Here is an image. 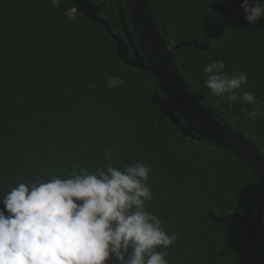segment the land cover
Masks as SVG:
<instances>
[{
    "label": "trees",
    "instance_id": "trees-1",
    "mask_svg": "<svg viewBox=\"0 0 264 264\" xmlns=\"http://www.w3.org/2000/svg\"><path fill=\"white\" fill-rule=\"evenodd\" d=\"M86 1L104 3L98 18L123 37L114 0ZM148 1L167 46L203 45L224 25L208 52L182 48L172 59L198 104L264 155V117L252 121L243 111L251 106L217 103L203 75L209 60L223 59L229 74L248 73L244 90L264 102V19L247 23L243 0ZM73 11L66 0H0V197L20 182L67 176L77 164L94 171L145 163L153 170L146 207L179 237L162 249L168 264H232L249 225L228 252L238 224H217L209 213L243 215L252 193V220L257 179L224 149L182 138L150 98L162 95L152 76L124 65L102 26Z\"/></svg>",
    "mask_w": 264,
    "mask_h": 264
},
{
    "label": "clouds",
    "instance_id": "clouds-1",
    "mask_svg": "<svg viewBox=\"0 0 264 264\" xmlns=\"http://www.w3.org/2000/svg\"><path fill=\"white\" fill-rule=\"evenodd\" d=\"M241 8L251 25L264 19V0ZM203 75L217 103L251 106L243 111L252 121L264 117V102L244 90L248 73L229 74L223 59H212ZM152 171L141 162L94 171L77 164L67 176L18 183L0 197V264H168L162 249L179 237L146 207Z\"/></svg>",
    "mask_w": 264,
    "mask_h": 264
},
{
    "label": "water",
    "instance_id": "water-1",
    "mask_svg": "<svg viewBox=\"0 0 264 264\" xmlns=\"http://www.w3.org/2000/svg\"><path fill=\"white\" fill-rule=\"evenodd\" d=\"M72 3L74 13L91 23H97L115 43L117 58L127 67L140 73H149L158 90L150 98L158 106L162 117L167 118L184 139L192 142L200 140L216 145L232 154L253 173L260 187V200L252 220L249 219L252 206V193L243 215L233 213L228 217L216 218L209 213V218L217 224L237 222V229L231 239L224 245L230 252L242 228L248 224L232 264H252L264 240V155L258 151L248 137L234 131L227 123L208 113L192 96L182 80L172 59V53L182 48H195L208 52L211 42L221 36L225 27L222 25L203 45L196 42H181L167 46L166 34L161 32L150 8L148 0H125L128 19L119 0H114L123 37L112 31L110 25L98 18L104 5H93L86 0H66ZM129 51L132 52L130 57ZM224 257V251L220 253Z\"/></svg>",
    "mask_w": 264,
    "mask_h": 264
},
{
    "label": "flooded vegetation",
    "instance_id": "flooded-vegetation-1",
    "mask_svg": "<svg viewBox=\"0 0 264 264\" xmlns=\"http://www.w3.org/2000/svg\"><path fill=\"white\" fill-rule=\"evenodd\" d=\"M115 2V1H114ZM119 2H121L120 0H119ZM123 2H124V7H125V11H126V4H125V0H123ZM121 4V3H120ZM122 9H123V7H122ZM124 11V10H123ZM127 12V11H126ZM128 15V14H127ZM258 252H259V250H258ZM258 252L256 253V255L254 256V258H253V261H252V264H264V254H259L258 255Z\"/></svg>",
    "mask_w": 264,
    "mask_h": 264
},
{
    "label": "rangeland",
    "instance_id": "rangeland-1",
    "mask_svg": "<svg viewBox=\"0 0 264 264\" xmlns=\"http://www.w3.org/2000/svg\"><path fill=\"white\" fill-rule=\"evenodd\" d=\"M55 2H56V0H55ZM74 12V11H73ZM71 15H72V12H71Z\"/></svg>",
    "mask_w": 264,
    "mask_h": 264
}]
</instances>
